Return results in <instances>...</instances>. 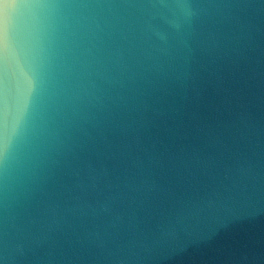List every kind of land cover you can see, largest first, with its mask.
I'll return each instance as SVG.
<instances>
[{
  "label": "water",
  "instance_id": "95a60500",
  "mask_svg": "<svg viewBox=\"0 0 264 264\" xmlns=\"http://www.w3.org/2000/svg\"><path fill=\"white\" fill-rule=\"evenodd\" d=\"M0 264H264V0H0Z\"/></svg>",
  "mask_w": 264,
  "mask_h": 264
}]
</instances>
